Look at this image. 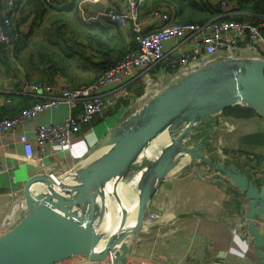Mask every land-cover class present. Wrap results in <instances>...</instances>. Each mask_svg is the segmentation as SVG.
I'll list each match as a JSON object with an SVG mask.
<instances>
[{
    "label": "crops",
    "instance_id": "crops-1",
    "mask_svg": "<svg viewBox=\"0 0 264 264\" xmlns=\"http://www.w3.org/2000/svg\"><path fill=\"white\" fill-rule=\"evenodd\" d=\"M122 1L79 0L75 8L77 19L80 21L76 24L79 30L70 32L71 39L68 33L48 31L46 36H52L50 39L46 38L49 41L44 44L37 43L34 39L40 35L39 30L43 26L38 23L32 27L34 24L31 15L23 25L22 33L28 35L24 44L15 43L10 50L0 51V114H12L34 100L16 92L21 81H41L57 88L88 85L96 77L104 60H118L128 48L134 47L131 23L128 22L124 26L113 25L103 15L105 8L110 4L125 8L126 4ZM157 1L139 0L140 18L146 27L149 25V12L146 9L163 5ZM68 2L70 0H48V3L56 8H63ZM164 5L168 7L172 6V3ZM60 24L62 23H59V27ZM89 34H96L109 42V51L97 47L94 41L90 42ZM117 42L119 47H124L123 51L115 47ZM172 43L167 41L166 48ZM241 44L237 46L241 56L262 57L261 48L248 45L246 41H241ZM220 57H223V54H214L212 58L217 60ZM206 62L208 60L203 57L200 65ZM174 77V74H164L157 80L164 87L172 82ZM107 90L108 87L103 89ZM141 91V77L127 80L112 106L106 107L91 122L81 124L69 148L63 150L50 144L41 160L24 158V150L17 134H0V162L3 165L0 173V235L16 220L13 211L22 204V195H13V191L19 192L49 173L67 174L76 168L103 135L116 124L127 120L141 107L145 102L137 94H141ZM68 113L69 107L65 104L48 108L26 121L24 130L32 139L36 124L57 122ZM263 120L257 115L237 119L225 117L220 113L214 122L205 121L201 131L194 129L192 136L200 139L204 152L208 156L212 155V159L234 166L257 187H264V144L259 145L258 141L245 138L255 133L264 134ZM239 121L248 123L244 125V122ZM220 141L224 143L223 147L219 153L213 152L212 149L218 147L216 145L220 144ZM187 144L194 142L189 141ZM225 149L233 152L225 156ZM141 154L149 162L151 158L148 151L144 150ZM251 154H254V159H250ZM181 159L183 161L178 169L180 172L175 170L169 175L152 195L147 208L164 218L162 226L135 231L127 240L131 245V252L126 256L124 264H261L246 216L242 212L246 206L243 193H237V188L227 180L223 172L199 162L198 159ZM216 178L225 184L215 183ZM121 183L126 186V199L121 196L123 192L118 190L109 198L116 214L118 208L120 210V216L116 217L117 222L132 214L137 201L135 181L121 179ZM263 217L264 214L255 217V224L260 231L264 230L259 223ZM114 223L108 226L112 227ZM104 239L102 249L108 246ZM93 252H99L97 245L94 246ZM84 255L83 252H77L58 261V264H111V257L94 261Z\"/></svg>",
    "mask_w": 264,
    "mask_h": 264
},
{
    "label": "water",
    "instance_id": "water-1",
    "mask_svg": "<svg viewBox=\"0 0 264 264\" xmlns=\"http://www.w3.org/2000/svg\"><path fill=\"white\" fill-rule=\"evenodd\" d=\"M0 28L9 34L2 18ZM232 105L251 108L264 119V59L241 56L237 47L176 78L145 100L58 182L52 184L45 176L37 181L45 182L44 188L34 185L37 182L27 185L22 204L13 211L16 220L0 235V264H53L77 252L89 260L111 257V264H124L131 252L127 240L141 230L156 183L180 169L185 157L223 172L237 193H243L246 206L242 212L264 264V231L255 224V217L264 214V187H257L234 166L209 157L200 139L192 136L194 129L201 131L205 121L214 122ZM189 141L194 144H187ZM144 150L150 154L149 162L141 154ZM121 179L135 181V210L132 220L130 216L107 227L104 219L114 211L109 198ZM214 182L225 184L218 178ZM103 238L106 249H102ZM95 245L99 252H93Z\"/></svg>",
    "mask_w": 264,
    "mask_h": 264
},
{
    "label": "built area",
    "instance_id": "built-area-1",
    "mask_svg": "<svg viewBox=\"0 0 264 264\" xmlns=\"http://www.w3.org/2000/svg\"><path fill=\"white\" fill-rule=\"evenodd\" d=\"M14 2L15 0H0V18L9 30L8 35L0 30V44L5 51L13 48L15 40L23 32L21 29L11 33L9 27V12ZM122 3L126 4L125 8L110 4L105 8L103 15L110 23L118 26L131 23L135 46L129 48L116 61H103L92 82L88 85L61 88L41 81L23 80L19 84L16 92L34 100L12 114L0 115V134H17L25 159L41 160L50 144L63 150L69 148L81 124L91 122L106 107L112 106L127 80L141 77L140 96L145 101L161 92L163 86L157 80L160 75L174 74V81L199 67L201 58L213 60V55L218 53L225 57L241 41L261 48L264 59V18L256 22L232 18L231 15L235 13L233 0L215 2L218 15L229 16V19L210 20L205 23L181 22L175 19L172 14L173 5L166 8L152 6L146 9L149 12L147 27L140 18L139 0H123ZM167 41L173 42L168 48ZM105 87H108L107 91H103ZM39 91L42 93L38 94ZM62 104L69 107V113L63 119L53 123H38L34 126L33 138L27 136L24 130L26 121L48 108H57ZM250 157L254 159L255 156ZM2 170L3 165L0 162V173ZM61 175L47 174L52 184L58 182ZM168 177L169 175L161 176L153 195ZM34 185L44 188L46 183L37 182ZM23 190L24 188L19 192L13 191L12 194L21 196ZM163 219L147 209L140 223L141 230L162 226ZM259 223L264 228V217ZM58 263L60 262L53 264Z\"/></svg>",
    "mask_w": 264,
    "mask_h": 264
},
{
    "label": "trees",
    "instance_id": "trees-1",
    "mask_svg": "<svg viewBox=\"0 0 264 264\" xmlns=\"http://www.w3.org/2000/svg\"><path fill=\"white\" fill-rule=\"evenodd\" d=\"M78 1L79 0H70V2H68V4L65 7L56 8L51 6L48 3V0H15L13 8L9 12V18H10L9 27L11 29V33L12 31L18 32L19 30L23 29V25L26 23L27 19L31 15H33V24L41 23L47 17V15L51 13V11L53 14L49 15L50 17L63 18L65 17L66 12H71V11L74 12ZM217 1L218 0H158L157 3L163 4L161 5L160 8H166L164 4L171 2L172 5L174 6V7L172 6L173 17L181 22L205 23L210 20L229 19V16L226 17V16L218 15L219 11L215 6V2ZM233 6L236 12L232 14L231 17L234 19L256 22L264 18V0H233ZM262 34L264 36V30L262 31ZM27 36L28 35L26 34L23 35V33H21V35L15 40V43L24 44L25 38ZM89 36L91 37L89 39L90 42L94 41L97 47L109 51L108 49L109 42L102 40L96 34H89ZM134 44L135 43L132 38V46H135ZM238 45H242L241 42H239L237 46ZM115 47H117V49L119 48L118 49L119 51L124 50V47H119L118 42L115 44ZM1 50H2V45L0 44V51ZM104 61H110V60H104ZM220 113L223 114L225 117H232L237 119L245 118L249 116H255V115L262 118L257 111L241 105H232L226 107ZM245 138L248 140L258 141V144L260 143L261 145L264 144V134L255 133L246 136ZM229 152L231 153L233 152V150L225 149L224 155L227 156V153Z\"/></svg>",
    "mask_w": 264,
    "mask_h": 264
},
{
    "label": "rangeland",
    "instance_id": "rangeland-1",
    "mask_svg": "<svg viewBox=\"0 0 264 264\" xmlns=\"http://www.w3.org/2000/svg\"><path fill=\"white\" fill-rule=\"evenodd\" d=\"M52 14L53 13L51 11V13H49L47 15V17L40 23V25L42 24L43 28H41L39 30L40 31V35L37 36V37L36 36L34 37V39H35V41L37 43H43L44 44L45 41H49V39L52 36V34L49 35V36H46V33L48 31H50L52 33H56L57 31L58 32H61V33H64V34L65 33H68V37H70V32H74V31L79 30V29H77L76 24L80 23V21L77 19L75 10H74V12H72V11L71 12H66L65 13V17H63V18L62 17H50L49 15H52ZM59 23H62V24H60V27H59ZM35 25H37V24L32 25V27L35 26ZM57 29H60V30H57ZM46 38H49V39L47 40ZM69 39H71V37ZM137 94H138V96L140 95L139 92ZM239 122L242 123L244 121H239ZM247 123H248V121H245L243 124L246 125ZM263 123H264V120H263ZM223 145H224V143H222L220 141V144L216 145L218 147H216V148L214 147L212 149V151L213 152L220 151V149H221V147H223ZM251 155L254 157V154H251ZM211 156L212 155H210L209 157H211ZM250 159H251V157H250ZM119 187H120V190L119 191H122L126 195V193H125L126 186L121 184ZM125 195L121 194L122 197L126 198ZM114 215L116 217H119L120 216V210H119V208H118L117 214L115 213ZM115 216H114V218H115ZM114 220L117 221L116 218Z\"/></svg>",
    "mask_w": 264,
    "mask_h": 264
},
{
    "label": "bare ground",
    "instance_id": "bare-ground-1",
    "mask_svg": "<svg viewBox=\"0 0 264 264\" xmlns=\"http://www.w3.org/2000/svg\"><path fill=\"white\" fill-rule=\"evenodd\" d=\"M121 184H122V183H119V184H118V187L116 188L115 191H117V190L119 191V190H120V187H119V186H120ZM110 188H111V184L109 183V184L107 185V189L110 190ZM121 194L125 195L124 193H121ZM123 199L125 200L126 198L123 197ZM114 210H115V209H114ZM134 210H135V207H133L132 211L130 210V211L132 212L131 215H133ZM115 213H116V210L113 211V214H111V215L108 214L110 217H109V216L106 217V220H105L106 222H105V223H106L107 227H108V224H112V223H114V222H115L114 224L117 223V221L114 220V219L116 218V216L114 215ZM131 215H130V216H131ZM114 216H115V218H114ZM130 216H129V217H130ZM130 220H132V216H131V219H130ZM112 221H113V222H112ZM114 224H113V226H114Z\"/></svg>",
    "mask_w": 264,
    "mask_h": 264
}]
</instances>
